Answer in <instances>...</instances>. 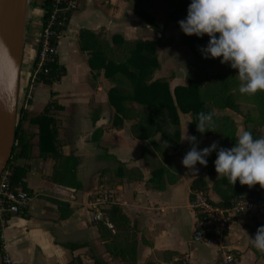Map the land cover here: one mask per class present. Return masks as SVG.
Here are the masks:
<instances>
[{
    "label": "crops",
    "instance_id": "crops-1",
    "mask_svg": "<svg viewBox=\"0 0 264 264\" xmlns=\"http://www.w3.org/2000/svg\"><path fill=\"white\" fill-rule=\"evenodd\" d=\"M133 5L134 0H79L78 8L73 12L58 41V57L66 67V75L51 86L38 84L34 88L28 109L32 114L39 113L51 99L50 91L56 92L53 98L62 105L61 110L65 111V115L61 110L58 113L60 128L66 129L67 133L66 137L60 136L67 142L62 151L79 157L77 178L82 188L74 190L51 181L54 160L40 157L39 149L35 146L33 157L20 161L29 165L26 185L31 199L24 212L12 214L1 228L2 245L9 251L13 264H127L120 258L112 257L106 250L93 219V201L100 196L110 195L112 201L121 207L136 227L133 238L138 243V264H174L176 257L168 258L165 256L167 251L182 254L189 264H213L224 250H233L239 254L236 264H264V253L254 248L250 242V237L254 236L257 228L264 225V212L238 215L226 237L217 244L195 242L193 230L197 214L189 198L191 183L195 178L201 177L211 187L221 176H217V173L209 174L207 165L199 163L195 174L185 168L181 159L188 151L186 147L175 152V160L182 167L178 182L167 185L163 190L153 188L150 181L153 168L150 169L141 157L142 141L132 136V122L126 120L122 126L114 124L115 110L108 98L112 83L105 76L104 69H91L87 51L80 49L77 35L81 28H87L94 32L103 31L108 41L115 34L128 39L153 40L148 37L150 31L159 33L161 37L160 31L154 30L135 13ZM44 14L40 0H29L20 76V101L33 69ZM169 27L168 25L163 35L167 36L166 41L172 39L168 37ZM159 51L158 46V58ZM189 67L169 78L162 75L161 64V70L156 76L167 77L173 91L176 86L188 83L186 75ZM240 111L239 106L238 111L225 108L215 110V113L228 114L238 124L235 115ZM63 116L66 117L68 126L64 124ZM179 116L182 139L185 134L192 135L188 128L191 116L181 111ZM263 127H256L260 132L248 129L247 126H244V130L252 132L254 138H259L264 137ZM99 128L104 132L97 143L92 140V136ZM181 141L189 143L186 139ZM213 141L212 136L211 139L210 136H205L199 141V146L206 147ZM111 156L125 163L128 168L141 169L144 180L117 185L119 178L106 175L99 183L103 168L117 167V162ZM208 196L213 202L219 201L218 195L212 190ZM260 197L264 201V191ZM68 209L71 212L64 217Z\"/></svg>",
    "mask_w": 264,
    "mask_h": 264
},
{
    "label": "trees",
    "instance_id": "trees-1",
    "mask_svg": "<svg viewBox=\"0 0 264 264\" xmlns=\"http://www.w3.org/2000/svg\"><path fill=\"white\" fill-rule=\"evenodd\" d=\"M52 1L40 0V5L48 11ZM189 3L190 0H134L133 5L135 13L151 27L160 31L162 36L168 25L173 23L182 42L193 53V60L186 75L188 83L176 86L173 91L167 77L156 76L161 70L158 46L163 42L162 36L151 40L128 39L121 34H115L111 41H108L103 31L94 32L87 28H81L77 35L80 49L87 51L91 69L97 71L104 69L105 76L112 83L108 98L115 110L114 124L122 126L126 120L132 122L130 126L132 136L142 141L141 157L150 169L153 168L150 180L153 183L152 187L159 190L178 182L182 167L175 160V152L186 147L189 150L191 147L190 143L181 141L179 111L190 114L188 128L198 142L205 136H212L218 146L226 148L234 144L238 124L232 116L216 114L215 110L230 108L238 111L239 101L245 100L257 109L256 127L264 126V92L258 91L254 95L239 93L235 69L230 68L227 63L221 64L220 58H202L198 49L206 44L208 36L205 34L202 38H197L195 35H185L180 30L177 22L186 17ZM73 12L74 10L66 11L59 15L58 22H62L61 25H56L59 33L62 34L66 30ZM47 16L48 13H45L43 19ZM161 17L165 21L163 28L158 25V18ZM56 41L57 39H54V42ZM216 65H220L221 68L214 69ZM45 68L47 72L40 73L38 81L47 86L60 82L67 72L58 56L49 60ZM50 95L51 99L39 113L32 114L27 106L20 105L15 145L7 164V167L12 169L11 183L22 185L29 193L26 185L29 165L20 161L31 159L35 146L39 149L40 157L54 160L51 181L74 190L82 188L77 178L79 157L74 153L64 154L62 151L63 145L67 144L59 133L58 113L62 105L53 98L56 92L51 90ZM199 112L214 114L213 131H206L203 134L197 132ZM103 132L102 128L97 129L92 140L99 143ZM197 147L201 148L199 143ZM113 159L117 162V167L103 168L99 175V183L106 175L119 178L117 185L144 180L141 169L128 168L125 163L116 160L115 157ZM214 159L215 151L207 157V171L211 175L216 174ZM155 177H158V180H155ZM210 190L219 197V201H211L219 207L226 208L244 194L260 197L264 188L259 184L250 188L241 185L239 181L232 185L226 177L217 178L210 187L204 178L197 177L190 186V201L194 200L197 192L208 196ZM108 197V206L103 209V214L112 227L104 220L95 221L101 239L112 257L120 258L127 264H138L136 262L138 243L133 238L136 227L121 207L112 201L111 196ZM66 212L64 217H67L71 210L68 209ZM231 251L239 259V254ZM165 256L171 259L176 257L174 264H189L178 252L167 251Z\"/></svg>",
    "mask_w": 264,
    "mask_h": 264
},
{
    "label": "clouds",
    "instance_id": "clouds-1",
    "mask_svg": "<svg viewBox=\"0 0 264 264\" xmlns=\"http://www.w3.org/2000/svg\"><path fill=\"white\" fill-rule=\"evenodd\" d=\"M177 23L185 35L208 36L198 49L202 58H220L221 64L235 69L239 93L264 92V0H190L186 17ZM213 115L197 113V132L213 131ZM185 139L191 147L181 164L192 173L198 172L197 163L206 166L207 157L215 151L217 176L226 177L232 185L239 181L250 188L255 184L264 188V137L254 138L252 132L240 129L230 148L213 141L199 149L196 136L185 134L181 140ZM250 242L264 253V225Z\"/></svg>",
    "mask_w": 264,
    "mask_h": 264
},
{
    "label": "built area",
    "instance_id": "built-area-1",
    "mask_svg": "<svg viewBox=\"0 0 264 264\" xmlns=\"http://www.w3.org/2000/svg\"><path fill=\"white\" fill-rule=\"evenodd\" d=\"M79 6V0H53L49 10L44 8L48 16L43 19L39 33L33 69L27 88L25 89L19 104L28 107L34 95V88L38 84V76L47 72L46 63L54 56H58V41L61 33L56 25L59 15L66 11H75ZM54 39H57L54 42ZM12 169L5 167L0 175V228H3L12 214L24 212L31 199V194L22 185L11 183ZM109 197H98L92 203L94 221L104 220L112 227L103 214V209L108 206ZM191 206L197 214V221L193 230V240L207 245H214L223 240L229 232L235 218L243 213L257 215L264 212V201L261 197L244 194L233 201L230 207L215 205L209 196L202 192L195 194ZM238 259L231 250H224L213 264H236ZM2 263L13 264L12 257L5 246L2 245Z\"/></svg>",
    "mask_w": 264,
    "mask_h": 264
},
{
    "label": "water",
    "instance_id": "water-1",
    "mask_svg": "<svg viewBox=\"0 0 264 264\" xmlns=\"http://www.w3.org/2000/svg\"><path fill=\"white\" fill-rule=\"evenodd\" d=\"M28 5L29 0H0V175L15 145Z\"/></svg>",
    "mask_w": 264,
    "mask_h": 264
},
{
    "label": "rangeland",
    "instance_id": "rangeland-1",
    "mask_svg": "<svg viewBox=\"0 0 264 264\" xmlns=\"http://www.w3.org/2000/svg\"><path fill=\"white\" fill-rule=\"evenodd\" d=\"M164 18H158V25L160 28L164 27ZM169 33L168 37H171L169 41H166L167 36H162V39L164 43H161L159 45V53H160V60L162 64V75H166L169 78H173L176 73L183 72L187 67H189L193 53L187 46L184 48L185 44L182 42L181 38L179 37L178 31L175 29V27L169 24ZM156 30V29H154ZM158 31V30H157ZM162 34V33H161ZM160 36L159 33H153V31H150L148 34V37L152 38L153 40L158 39ZM176 42V43H175ZM169 48V49H168ZM174 48V49H173ZM173 51V52H172ZM220 65H216L214 69H220ZM213 69V68H212ZM187 83V82H185ZM239 106L241 108V111L235 115L236 119L239 124V129H244V126H247L248 129L256 130L260 132L259 128H256L255 121L257 119V109L254 105L248 103L245 100L239 101ZM61 113L65 115V111L61 110ZM65 116L62 117L64 124H67V120H65ZM68 126V125H66ZM264 128V127H263ZM262 129V128H261ZM61 137H66V129H63L62 127L59 130ZM211 139V136H210Z\"/></svg>",
    "mask_w": 264,
    "mask_h": 264
}]
</instances>
